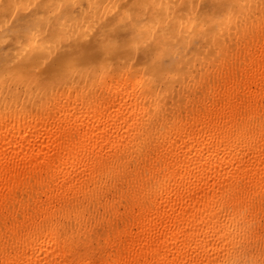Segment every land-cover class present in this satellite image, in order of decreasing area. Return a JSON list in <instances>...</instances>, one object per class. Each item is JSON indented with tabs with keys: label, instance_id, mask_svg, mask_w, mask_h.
Instances as JSON below:
<instances>
[{
	"label": "bare ground",
	"instance_id": "6f19581e",
	"mask_svg": "<svg viewBox=\"0 0 264 264\" xmlns=\"http://www.w3.org/2000/svg\"><path fill=\"white\" fill-rule=\"evenodd\" d=\"M264 0H0V264H262Z\"/></svg>",
	"mask_w": 264,
	"mask_h": 264
},
{
	"label": "snow or ice",
	"instance_id": "6c2138e0",
	"mask_svg": "<svg viewBox=\"0 0 264 264\" xmlns=\"http://www.w3.org/2000/svg\"><path fill=\"white\" fill-rule=\"evenodd\" d=\"M262 264H264V262H262Z\"/></svg>",
	"mask_w": 264,
	"mask_h": 264
}]
</instances>
